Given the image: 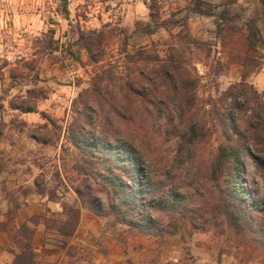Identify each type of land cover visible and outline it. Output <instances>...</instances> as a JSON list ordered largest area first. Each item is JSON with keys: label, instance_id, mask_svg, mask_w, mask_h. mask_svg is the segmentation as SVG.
Wrapping results in <instances>:
<instances>
[{"label": "rangeland", "instance_id": "obj_1", "mask_svg": "<svg viewBox=\"0 0 264 264\" xmlns=\"http://www.w3.org/2000/svg\"><path fill=\"white\" fill-rule=\"evenodd\" d=\"M250 18L264 38L262 0H0V117L12 115L9 122L0 120V131H7L12 142L18 130L39 136L42 145L34 154L42 167L40 190L75 192L81 174L73 166L82 153L66 138L67 131L78 118V124L85 120L78 114L83 105L77 99L97 73L110 69L108 85L114 88L129 72L137 74L173 60L196 82L201 101L218 99L242 77L264 100V45L249 47L245 22ZM90 33L96 36V61L80 38ZM22 100L37 104L43 122L28 124L20 110L11 108ZM40 101L53 111L40 110ZM172 103L170 113L177 122L180 110ZM166 123L164 118L156 124L147 122L152 133L159 134L154 136L155 146L167 157L164 165L176 149L175 140L167 138ZM200 146L206 153L213 150L214 136ZM259 149L255 153L264 155ZM242 158L244 187L264 203V183L254 160L246 151ZM169 190L170 186L165 189ZM107 218L116 224L115 216ZM170 220L165 217L166 223ZM199 223L195 232L215 241L211 257L217 264H226L227 256L233 258L231 264H264V250L249 231L238 233L223 218ZM121 227L122 233L146 235L157 246L178 235L184 241L192 236L142 234L127 224ZM178 264H196V253L184 251Z\"/></svg>", "mask_w": 264, "mask_h": 264}, {"label": "trees", "instance_id": "obj_2", "mask_svg": "<svg viewBox=\"0 0 264 264\" xmlns=\"http://www.w3.org/2000/svg\"><path fill=\"white\" fill-rule=\"evenodd\" d=\"M245 24L249 47L264 45L256 20ZM95 37L80 36L93 61L98 60ZM108 76L110 69L97 73L79 94L77 103L83 109L78 114L85 120L78 124V118L67 131L66 138L82 153L73 166L81 174L74 191L82 206L102 217L113 215L115 223L139 233L161 236H190L199 222L223 218L238 233L249 231L264 250V203L251 197L241 177L246 151L264 183V155L255 153L264 151V100L254 86L242 77L218 99L201 101L196 82L173 60L129 72L114 88ZM173 100L180 110L177 122L170 113ZM21 102L11 108L37 111L36 103ZM163 118L169 126L167 138L176 144L166 165L167 157L155 146L159 134L147 124ZM213 136L216 146L206 153L200 145ZM76 215L67 225L68 233ZM165 217L171 220L166 223Z\"/></svg>", "mask_w": 264, "mask_h": 264}, {"label": "crops", "instance_id": "obj_3", "mask_svg": "<svg viewBox=\"0 0 264 264\" xmlns=\"http://www.w3.org/2000/svg\"><path fill=\"white\" fill-rule=\"evenodd\" d=\"M41 104L40 110L53 111ZM21 117L28 124L43 122L39 112ZM6 134L0 131V264H178L186 250L196 253V264H217L209 234L194 232L188 241L178 235L157 246L146 235L122 233L120 223L82 206L73 191L40 190L42 167L34 152L42 143L24 130L16 131L13 142ZM232 259L227 256L226 264Z\"/></svg>", "mask_w": 264, "mask_h": 264}]
</instances>
